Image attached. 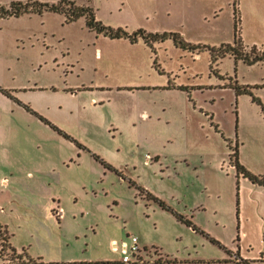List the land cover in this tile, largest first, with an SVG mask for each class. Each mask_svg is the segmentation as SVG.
Here are the masks:
<instances>
[{
  "label": "rangeland",
  "instance_id": "obj_1",
  "mask_svg": "<svg viewBox=\"0 0 264 264\" xmlns=\"http://www.w3.org/2000/svg\"><path fill=\"white\" fill-rule=\"evenodd\" d=\"M27 1L60 0L0 6ZM67 1L113 30L209 49L233 44L235 1L243 49L264 48V0ZM261 83L264 62L212 64L208 49L171 39L110 40L53 13L0 19V264H122L113 245L135 235L164 257H225L146 193L222 245L238 236L249 257L264 254V194L242 177L237 193L228 157L237 145L264 179V114L233 89Z\"/></svg>",
  "mask_w": 264,
  "mask_h": 264
},
{
  "label": "trees",
  "instance_id": "obj_2",
  "mask_svg": "<svg viewBox=\"0 0 264 264\" xmlns=\"http://www.w3.org/2000/svg\"><path fill=\"white\" fill-rule=\"evenodd\" d=\"M234 39L233 44H225L220 45L217 49L208 48L205 46H195L186 43L178 34H164V35H152L146 34L142 30H138L137 32L129 35L121 29L113 30L111 28L103 26L99 21L95 20L94 12L89 7H78L75 6L73 2L67 0H60L55 5H49L47 3H40L37 1H27L23 2H12L8 6H0V19L1 20H9V19H17L22 16H30V15H42L44 13H53L60 14L65 17V22L70 24L76 22L80 18H84L86 28L94 32L96 35H102L110 40H128L130 43H135L138 38H141L146 45L150 43H158L164 42L167 39H171L176 47H179L183 51L193 52L197 49H208L211 55V63L213 64L219 58H224L226 55L231 56L234 60L235 66L238 62H242L248 67L260 64L264 62V48L260 52H257V48L255 46L251 47L250 52L247 53L243 49L241 44V38L238 34V18H236L238 14V10L236 8V2L234 1ZM255 88V87H253ZM249 86L238 87L234 86L233 89L235 91V96L239 97L241 95H248L251 97L252 102L256 103L261 107V111L264 114V108L261 106L258 98H255L251 90L253 89ZM181 91H185L186 88L179 87ZM1 93H4L0 89ZM231 150V148L229 147ZM229 161L233 162V167L236 171V191L238 193L239 190V182L238 178L242 177L243 179L248 180L252 185H256L264 189V179L260 176H255L248 172L244 167H242L238 163V149L237 145H235L234 150H232V154L229 155ZM141 192H144L143 189H138ZM147 198L158 205L160 209L165 212L171 214L179 223L185 225L188 228H191L194 233L199 234L206 238L210 243L222 249L224 252L229 254V251L214 238L210 237L207 233L200 230L196 227L189 219H186L184 216L175 212L172 208L167 206L164 202L160 201L156 197L152 196L149 193H146ZM238 207V201L236 203V208ZM238 208L236 210V215L238 216ZM239 241V237L237 236L236 242ZM14 252V250L11 249ZM71 264H84V263H71ZM238 264V263H236ZM242 264H249L247 261H243Z\"/></svg>",
  "mask_w": 264,
  "mask_h": 264
},
{
  "label": "crops",
  "instance_id": "obj_3",
  "mask_svg": "<svg viewBox=\"0 0 264 264\" xmlns=\"http://www.w3.org/2000/svg\"><path fill=\"white\" fill-rule=\"evenodd\" d=\"M45 14V13H44ZM43 15V14H42ZM42 15H30V16H22V17H33V16H38V17H41ZM22 17L20 18H17V19H14V20H18V19H21ZM10 20V19H9ZM4 21V20H3ZM6 21V20H5ZM255 89L253 91H255V96L256 95H259L262 93V91L264 90V83H261V84H256L254 85ZM223 89H226L222 86ZM227 89H230V88H227ZM212 119V118H210ZM215 131L218 132L217 130V126L215 127ZM219 133V132H218ZM222 135V134H221ZM230 155V154H229ZM228 155V157H229ZM238 163L242 166L243 164H241V162L239 161V151H238ZM235 170V169H234ZM246 180V179H245ZM256 186V185H254ZM259 191H261V193L264 194V189L261 188V187H258L256 186ZM153 208L155 209L156 204L153 203ZM151 206L148 204L147 206V209L150 210ZM171 208V207H170ZM160 209V208H159ZM162 210V209H161ZM174 210V209H173ZM203 210V209H202ZM200 210V211H202ZM163 211V210H162ZM175 211V210H174ZM177 212V211H175ZM168 213V212H167ZM178 214L184 216L186 219H189L190 221L192 219L195 218V216H191V219L188 218V216L184 215V214H181L179 212H177ZM171 215V214H170ZM172 216V215H171ZM173 217V216H172ZM174 218V217H173ZM175 219V218H174ZM192 222V221H191ZM193 223V222H192ZM194 224V223H193ZM195 225V224H194ZM196 227H198L197 225H195ZM200 230H202L200 227H198ZM203 231V230H202ZM138 239V242H139V245L141 248H151L149 246H152L153 248H156V250L158 251V256L161 258H163V262H158L157 264H236L234 263L232 260H230V257L229 255L230 254H234V255H237L239 257V260H243V261H247L249 264H264V254H261L260 256H252V257H249L248 254L245 252L244 248H242V246H240V240L238 242L235 243V245L233 246H228L226 247L225 245H223L228 251H229V254H227L225 252V257H223L222 259H218L217 261H210V262H207L205 263L203 260L199 259V258H193L191 257L190 255H188L185 259H177V258H169V257H164L163 256V249L160 247V245H157L156 243H153L151 241H149L145 236L143 235H135ZM217 241V240H216ZM167 261V262H164ZM242 264V263H240Z\"/></svg>",
  "mask_w": 264,
  "mask_h": 264
},
{
  "label": "built area",
  "instance_id": "obj_4",
  "mask_svg": "<svg viewBox=\"0 0 264 264\" xmlns=\"http://www.w3.org/2000/svg\"><path fill=\"white\" fill-rule=\"evenodd\" d=\"M127 240L120 245L114 244L113 250L119 252L122 264H145L149 256L159 259L158 252L154 248H141L137 237L127 236Z\"/></svg>",
  "mask_w": 264,
  "mask_h": 264
}]
</instances>
